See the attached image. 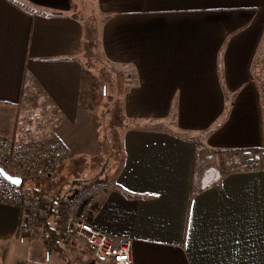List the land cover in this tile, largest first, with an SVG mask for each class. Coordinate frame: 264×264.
I'll return each mask as SVG.
<instances>
[{
	"label": "crops",
	"instance_id": "1",
	"mask_svg": "<svg viewBox=\"0 0 264 264\" xmlns=\"http://www.w3.org/2000/svg\"><path fill=\"white\" fill-rule=\"evenodd\" d=\"M84 4L0 0V137L59 141L68 151L60 169L78 162L63 189L50 188L60 169L30 187L55 203L71 182L102 179L90 223L130 239L133 264H264V0ZM91 27L100 59L125 79L112 165L83 101ZM199 145L254 150L258 170L194 195ZM19 217L0 205L1 256L26 239L40 238L47 256L82 245L48 253L40 234L18 236Z\"/></svg>",
	"mask_w": 264,
	"mask_h": 264
},
{
	"label": "built area",
	"instance_id": "2",
	"mask_svg": "<svg viewBox=\"0 0 264 264\" xmlns=\"http://www.w3.org/2000/svg\"><path fill=\"white\" fill-rule=\"evenodd\" d=\"M68 151L59 141L38 140L19 144L0 137V168L21 180L16 187L0 177V205L19 209V237L42 233L45 220L61 241L79 242L98 264H133L132 241L112 237L95 228L90 217L95 210L97 192L104 187L100 178L77 181L55 203L37 194L30 184L51 177L63 165ZM259 155L254 151H212L195 147L192 176L193 194L198 195L217 185L224 175L254 173ZM57 229H55L54 227Z\"/></svg>",
	"mask_w": 264,
	"mask_h": 264
},
{
	"label": "rangeland",
	"instance_id": "3",
	"mask_svg": "<svg viewBox=\"0 0 264 264\" xmlns=\"http://www.w3.org/2000/svg\"><path fill=\"white\" fill-rule=\"evenodd\" d=\"M81 2L83 4L86 3L84 4L86 7L91 4V0H81ZM84 15L87 17L88 11H84L83 8L82 16L84 17ZM86 20L88 21L87 18ZM86 53V68L90 70V74L87 76L83 86V101L87 106V110L92 115L94 131L101 143V149L104 150L105 156L108 155L109 157L106 159V164H108L109 161L112 165L119 160L118 128L120 126V117L118 101L125 79H122L120 72L109 67L100 59L97 52L96 36L92 27L89 33V46ZM259 66L262 74H260V81H262L261 85H263L264 57ZM34 105L38 106L36 101ZM29 112L40 114L42 113V109H35L31 106V111ZM77 163L70 161L68 162L66 171L63 172L62 170L65 169H60L55 176L54 182L50 183V188H52L53 191L64 188L63 184L69 181L71 176L76 174L74 172V166ZM106 166L107 165L103 164L102 168L104 169ZM87 168H89V165H84L82 167V169ZM89 175L91 174L86 173L81 175V178L89 177ZM70 184L71 185L66 188L67 190L72 186V182ZM66 189L63 190L64 193ZM44 198L47 197L44 196ZM15 245V253L12 254V252H10L8 255L6 249L4 251L5 253H1L2 256L0 255V260L6 255L10 257L9 264H96L90 254L81 248L83 245L78 246L73 253H51L50 256L46 255L40 238L34 240H19ZM3 263L0 262V264Z\"/></svg>",
	"mask_w": 264,
	"mask_h": 264
},
{
	"label": "trees",
	"instance_id": "4",
	"mask_svg": "<svg viewBox=\"0 0 264 264\" xmlns=\"http://www.w3.org/2000/svg\"><path fill=\"white\" fill-rule=\"evenodd\" d=\"M255 153H257V152H255ZM51 201H54V200H51ZM42 233L44 235H46V238H43V240H44L45 248L48 251V253L58 252L60 249V244L64 243V242L59 239L58 234L51 227V225H49L47 220H45V222H44Z\"/></svg>",
	"mask_w": 264,
	"mask_h": 264
},
{
	"label": "water",
	"instance_id": "5",
	"mask_svg": "<svg viewBox=\"0 0 264 264\" xmlns=\"http://www.w3.org/2000/svg\"><path fill=\"white\" fill-rule=\"evenodd\" d=\"M0 177L13 186H16V187L21 186V180L19 178L11 177L2 168H0Z\"/></svg>",
	"mask_w": 264,
	"mask_h": 264
}]
</instances>
